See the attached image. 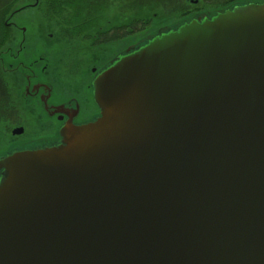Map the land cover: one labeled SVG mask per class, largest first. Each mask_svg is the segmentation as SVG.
<instances>
[{
  "label": "water",
  "instance_id": "obj_1",
  "mask_svg": "<svg viewBox=\"0 0 264 264\" xmlns=\"http://www.w3.org/2000/svg\"><path fill=\"white\" fill-rule=\"evenodd\" d=\"M230 6L119 54L94 118L52 109L84 121L59 141L0 154V264H264V0Z\"/></svg>",
  "mask_w": 264,
  "mask_h": 264
},
{
  "label": "flooded vegetation",
  "instance_id": "obj_2",
  "mask_svg": "<svg viewBox=\"0 0 264 264\" xmlns=\"http://www.w3.org/2000/svg\"><path fill=\"white\" fill-rule=\"evenodd\" d=\"M135 0H79L76 3H83L81 15L78 16L79 20L83 21L84 31L80 36L71 37L59 28V34L48 32L45 33V37H42V42L45 44L43 51L54 53L56 51H66L69 58H77L78 55L87 57L86 66H75L79 69L84 67L87 70L94 69V77L91 78L88 87H92L93 80L96 74L103 70L109 63H111L119 54L127 51L132 46L143 43L142 38L151 35L155 30L160 29L163 31V27L158 25L152 17H143L142 9L136 8L134 4ZM150 0H147L149 2ZM165 5L168 11L174 12L177 15L178 21L193 20L197 16H201L208 11L212 12L210 19L216 17V13L223 11L233 4L232 0H168V5L165 4V0H160ZM37 7V8H36ZM33 9H40L36 6ZM155 10L154 7H150ZM172 8V9H171ZM218 15V14H217ZM73 19V16H69ZM144 18V19H141ZM14 31L16 29V37L8 40L7 36H2L0 40V126H4V120L8 115H15L19 119L20 110L19 107V86L24 87V95L26 100L32 101V107L37 106L39 112L38 117L41 115L46 118L45 122L51 127L46 133H36L30 136L27 140L24 134L21 136H14L13 132L16 129L6 128L5 138L0 137V152L5 153L10 148L18 147L22 142L28 140L38 141L47 140V143H53L60 140V131L62 127L68 128L67 124L70 120L74 123L80 124L86 120L92 119L93 115L97 113V108L93 105L91 97L88 94L86 99H81V96H77V91L73 94L65 97L60 101H56L55 90L50 81L45 77L48 71L53 70L56 73V68L66 67L58 66L57 63L53 64L45 60L42 55L31 56L30 58L24 54L26 48L21 47L19 49V28L15 27L12 23H7ZM23 29V28H22ZM27 30V29H26ZM26 34L27 32H21ZM22 42H26L25 38ZM64 41V46L59 47L55 44L57 41ZM7 44H11L9 47L11 51L8 52ZM4 45V46H3ZM3 47V48H2ZM24 53V54H23ZM6 55H9L6 57ZM101 56V59L99 58ZM95 59H100L96 62ZM86 62V61H83ZM72 64V63H71ZM70 64V66H71ZM83 70V71H84ZM66 74L67 71L65 72ZM81 76V75H80ZM80 76L73 81L78 89H81L80 84L83 83V79ZM21 96V95H20ZM68 97L77 98L79 105L81 106L80 116L84 118V121H79V113H70L67 107H63L60 113L55 114L56 107H61L62 103L68 100ZM76 108V107H75ZM45 109V111H44ZM29 113L33 112L31 108ZM53 122L55 124L53 125ZM46 144V143H45Z\"/></svg>",
  "mask_w": 264,
  "mask_h": 264
},
{
  "label": "rangeland",
  "instance_id": "obj_3",
  "mask_svg": "<svg viewBox=\"0 0 264 264\" xmlns=\"http://www.w3.org/2000/svg\"><path fill=\"white\" fill-rule=\"evenodd\" d=\"M31 2L34 4L33 0H25L22 3H19V7ZM233 3H242L243 1H249V0H232ZM254 2H257L258 0H252ZM169 1L165 0V4L168 5ZM136 8L142 9L143 17H149L152 14L153 19L155 20L158 25H161L163 27H160L162 29L166 28V26H169L173 22H176L178 19L177 15L171 11H168L166 9L163 2L160 0H150L147 2V0H140L136 1ZM145 6V7H142ZM39 7V6H38ZM154 7L155 10L153 8ZM37 8V7H36ZM172 9V8H171ZM0 16L4 14V7H0ZM144 19V18H141ZM15 23L19 27V29H27L26 34H22L20 31H18L19 35V49L21 47L26 48V53L24 54L28 56L29 58L31 56L35 57L36 55H42V57L47 60L50 63H57L58 66H66V67H59L56 68V73H53L52 69L51 71H48L45 75V77L50 81V83L53 85V88L55 90L54 94L56 97V101H60L64 99L65 97L73 94L75 91H77V96H81V99H86L88 93L91 94V90L89 89L88 85L90 83V80L92 77H94V72L92 70L88 69L84 70V67L82 69H79L75 66H86L87 65V57L83 55H78L77 58H69V55L66 51L62 52H54L49 53L47 51H43L44 43L42 42V37H45V33H52L55 36L59 34V27L56 25L54 21H52L47 16V9H45L43 12H41L40 9H27L21 13H19L15 17ZM160 29H157V31ZM155 31L152 33L154 35ZM26 42L23 43L22 39L25 38ZM55 44L64 46V41L60 40L57 41ZM9 55H6L8 57ZM101 59V56H99ZM31 59V58H30ZM100 59H95L96 62L100 61ZM86 61V62H83ZM72 63V64H71ZM71 64V66H70ZM84 70V71H83ZM67 71L68 74L65 72ZM81 75V76H80ZM80 76V79H83V83L80 84L81 89H78L77 86L73 83L74 80H76ZM21 95V96H20ZM74 95V94H73ZM63 103V102H60ZM32 101L26 100V97L24 95V87L19 86V107L23 110L19 112V119L15 117V115H8L7 118L4 120V126H0V137L5 138V130L6 128H25V137L24 140H27L30 136L35 135L36 133H46L51 127L48 125V123L42 122L38 117V111L37 106L32 107ZM95 106V105H94ZM33 109V112L29 113L28 110ZM55 122H53V125ZM2 154V152H0Z\"/></svg>",
  "mask_w": 264,
  "mask_h": 264
},
{
  "label": "trees",
  "instance_id": "obj_4",
  "mask_svg": "<svg viewBox=\"0 0 264 264\" xmlns=\"http://www.w3.org/2000/svg\"><path fill=\"white\" fill-rule=\"evenodd\" d=\"M23 1L25 0H0V7H4V14L0 16V40L2 36L5 37V35L8 40L16 37V29L14 31V29L7 23L9 22L11 24V13L16 11L19 8V3H22ZM75 1L79 0H41L38 6L40 7L41 12L47 9V16L54 21L56 25L66 33V35L76 37L80 36L85 29L83 27V21L78 18V16L81 15L80 10L82 9L83 3H76ZM136 1L140 2V0H135L134 4ZM23 11L24 10H21L20 13ZM70 15L73 16V19L69 18ZM13 21L15 20L13 19ZM7 45L9 52L11 51L9 48L11 44Z\"/></svg>",
  "mask_w": 264,
  "mask_h": 264
},
{
  "label": "bare ground",
  "instance_id": "obj_5",
  "mask_svg": "<svg viewBox=\"0 0 264 264\" xmlns=\"http://www.w3.org/2000/svg\"><path fill=\"white\" fill-rule=\"evenodd\" d=\"M191 1H200V0H191ZM25 11V10H24ZM20 12H18V11H14L13 13H11V15H10V20H11V23L15 26V27H17V28H19L17 25H16V23H15V21H13V19H15L14 17L16 16V15H18ZM212 16V12L211 11H208L207 13H203V14H201V16H197V17H195L193 20H191V22H190V24H192V23H197L198 24V27H201L202 25H200V24H203V23H205V22H207V20H211L210 19V17ZM199 21V22H198ZM178 25V23H176V22H173L172 24H170L169 26H166V28H164L163 30H166L167 32L168 31H171V30H173V28L174 27H176ZM24 29H19V31L20 32H22ZM171 33V32H170ZM154 37H157L158 39L159 38H161V37H163L164 36V33H163V31L162 30H155V33H154V35H153ZM27 148V147H26Z\"/></svg>",
  "mask_w": 264,
  "mask_h": 264
}]
</instances>
